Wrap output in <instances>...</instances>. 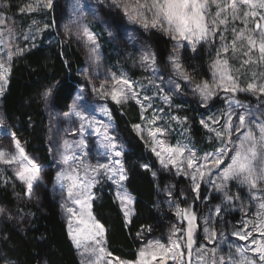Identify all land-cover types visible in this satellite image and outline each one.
Wrapping results in <instances>:
<instances>
[{"label":"rangeland","instance_id":"1","mask_svg":"<svg viewBox=\"0 0 264 264\" xmlns=\"http://www.w3.org/2000/svg\"><path fill=\"white\" fill-rule=\"evenodd\" d=\"M24 1L23 24L0 0V95L13 57L42 40L77 49L81 84L64 111L46 105L49 187L48 169L0 109L1 184L36 205L48 187L81 264H264V0ZM152 33L170 40L163 60ZM201 49L204 78L184 64ZM129 103L139 109L133 129L155 158L154 176L168 177L161 195L174 216L135 260L110 254L93 212L103 190L112 191L126 223L134 212L127 147L111 111ZM178 178L192 187L199 212L173 196ZM3 217L11 212L0 203Z\"/></svg>","mask_w":264,"mask_h":264},{"label":"trees","instance_id":"2","mask_svg":"<svg viewBox=\"0 0 264 264\" xmlns=\"http://www.w3.org/2000/svg\"><path fill=\"white\" fill-rule=\"evenodd\" d=\"M1 2L6 5L7 14L20 23L27 22L24 20L26 15L21 12L24 0ZM148 37L159 59L163 60L170 40L156 33ZM186 56L185 67L200 73L201 78L206 77L207 62L202 49L200 53ZM82 65L83 59L72 44L62 46L42 40L37 46L28 47L13 57L6 88L0 95V109L8 129L25 146L26 152L36 154L39 162L48 169L43 177L48 187L54 172L46 135V105L50 102L52 107L65 110L81 84L77 72ZM111 111L127 147L123 154L127 172L125 184L134 198V212L126 223L110 190L99 193L93 203V212L105 228L110 254L135 260L144 242L165 236L174 222L161 195L168 177L163 173L154 176L155 158L133 129L140 117L138 107L132 103L111 104ZM192 133L199 138L203 135L197 119L193 120ZM174 182L173 196L180 197L182 204H195L192 187L181 178ZM48 187L42 191L36 205L24 197L17 200L13 191L0 182V203L11 212V217H3L5 220L0 221V260H9L12 264H39L43 258L47 264H81ZM195 209L199 212L200 206L195 204Z\"/></svg>","mask_w":264,"mask_h":264}]
</instances>
